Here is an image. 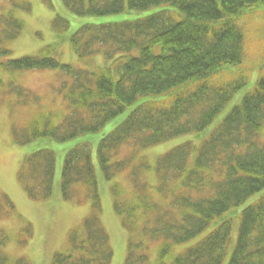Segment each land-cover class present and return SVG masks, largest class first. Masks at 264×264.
I'll return each mask as SVG.
<instances>
[{
    "label": "trees",
    "instance_id": "16d2710c",
    "mask_svg": "<svg viewBox=\"0 0 264 264\" xmlns=\"http://www.w3.org/2000/svg\"><path fill=\"white\" fill-rule=\"evenodd\" d=\"M62 2L77 16L164 8L144 18L84 24L74 31L69 45L75 57L86 60L101 53L107 62L104 66L85 70L60 63L59 44L54 43L34 56L0 62L1 70L13 77L0 82V106L6 95L20 104L21 95H33L17 84L19 72L58 69L66 77L57 89L66 112L60 116L53 112L37 114L17 129L15 143L38 138L64 142L95 133L135 105L97 147L107 181L130 168L131 189L118 185L112 189L114 211L128 234L124 264L147 263L150 242L160 243V264H264V193L241 211L236 243L226 263L232 228L229 220L170 263L164 261L173 245L193 239L216 217L264 188V141L260 140L264 128V63L254 74V88L242 96L199 148L182 144L153 164L141 159L133 165V153L111 161L122 145L142 149L200 132L214 120L249 81L248 73L251 76L254 67H242L248 51L244 57L241 21L251 12L260 13L264 0ZM28 5L16 0L6 14L0 15V58L10 54L9 44L23 31L25 23L16 12L27 11ZM54 25L65 30L68 23L58 19ZM262 35L258 31L256 45ZM263 44L250 53L257 64L264 62ZM224 73L228 78L218 80ZM40 99L35 95L28 102L40 104ZM53 169V153L40 150L23 162L17 178L30 198L44 200L51 192ZM146 174H153L156 184H149ZM61 193L63 199L78 203L90 199L92 212L70 233L68 248L56 252L51 264H110L112 250L99 221L96 179L85 143L65 154ZM12 212L13 204L0 194V219ZM8 241L9 236L0 232V264H31L6 253L3 247ZM25 243V239L18 240L19 246Z\"/></svg>",
    "mask_w": 264,
    "mask_h": 264
},
{
    "label": "rangeland",
    "instance_id": "374dc122",
    "mask_svg": "<svg viewBox=\"0 0 264 264\" xmlns=\"http://www.w3.org/2000/svg\"><path fill=\"white\" fill-rule=\"evenodd\" d=\"M21 1H26L25 3L29 4L27 7L28 10L25 13H23L24 11L21 13V10H19V13L16 15L24 20L25 26L18 38L11 42L9 46L10 54L1 58V61L34 55L42 47L57 42L59 43L57 59L60 63H67L74 67L85 69L103 66L102 64L106 62L104 57L99 56V54L89 57L86 60H79L75 57L69 45V37L80 26L84 24H102L144 18L164 8L163 6H154L146 10L126 9L121 13L103 16H77L70 9L64 7L61 0ZM12 6L11 0H0V15L6 14L7 10ZM260 9V13L251 12V16L246 19L242 18V21L240 20L244 28L242 30L245 41L244 57L247 51L249 54L246 55L245 62L243 63V59V64H241L244 69L254 67L251 76L248 73L250 77L249 81L233 95L216 118L200 132L179 135L145 149L134 150L129 144L122 145L117 153L112 155V162L120 161L127 155L134 153L133 165L137 164L141 159L154 163L159 157L183 143L188 142L194 148H198L202 144L231 109L239 104L242 96L254 88V78L256 76L254 74L258 71V67L264 63L262 60H259L258 65L253 60V54L250 55V53H253L257 49L259 44L264 42V7ZM57 18L67 21V29L62 30L54 26V20ZM258 31L263 35L261 41L256 45L259 40L257 38ZM135 53L136 51L132 52V54ZM19 74L17 84L25 89H29L33 94L21 95L22 104L25 101L31 100L36 95L41 98V105L39 107L43 111L50 108L53 110H62L64 108L60 97L56 95V90V94H54V88L59 87L60 83L66 80V77L60 70H34L19 72ZM0 76L3 81H6L8 78H13L12 75L4 74L1 71ZM227 76L224 73L218 80L228 78ZM15 100V97L6 95L0 107V192L5 193L9 197L15 208V214L11 218L0 220V232L9 236L8 243L3 247L4 251L10 255L25 258L31 264H51L54 253L63 252L68 248V234L71 230L79 228L83 219L91 212V200L86 199L80 204L64 201L60 196L59 188L61 171L66 151L77 144L86 143L90 149L91 162L99 196V219L108 234L109 245L113 252L110 264H124L128 234L121 226L120 217L114 213L111 189L114 184H117L124 190L131 189L129 180L130 168L117 173L111 181H107L99 166L97 146L99 140L111 132L135 105L127 108L125 113L110 120L97 133L79 135L65 142H58L51 138H40L27 145L18 146L13 141V130L16 126L19 127L27 123L30 117H35L38 107L34 109L35 106L33 104L28 106L16 105ZM262 140H264V134ZM40 149H46L52 152L55 158L52 194L47 200L34 201L26 196L23 188L17 182L16 172L23 158ZM145 180L152 184L156 183L155 177L151 174H147ZM263 193L264 188L248 197L236 208L216 217L203 232L193 239L173 245L168 255L164 258V261L170 263L175 257L206 237L209 232L216 229L222 222L229 220L232 228L227 247V255L224 260V263H226L236 243L241 211L247 206L254 204ZM27 226L30 227L29 234L21 232L22 228ZM20 238L26 239V243L22 247L17 243ZM159 252L160 243L150 242L147 250L148 262L145 264H160Z\"/></svg>",
    "mask_w": 264,
    "mask_h": 264
}]
</instances>
